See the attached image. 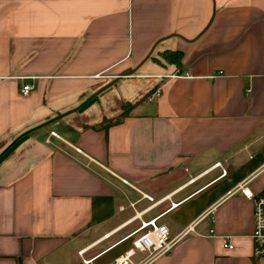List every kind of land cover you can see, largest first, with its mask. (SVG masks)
<instances>
[{
  "label": "crops",
  "instance_id": "1",
  "mask_svg": "<svg viewBox=\"0 0 264 264\" xmlns=\"http://www.w3.org/2000/svg\"><path fill=\"white\" fill-rule=\"evenodd\" d=\"M40 124L0 157V264H114L143 193L178 202L152 264H264V0H0V151Z\"/></svg>",
  "mask_w": 264,
  "mask_h": 264
},
{
  "label": "built area",
  "instance_id": "2",
  "mask_svg": "<svg viewBox=\"0 0 264 264\" xmlns=\"http://www.w3.org/2000/svg\"><path fill=\"white\" fill-rule=\"evenodd\" d=\"M190 75L189 72L185 73ZM33 88V84L26 83L22 87V92L28 94ZM250 90V88H248ZM160 93V89L157 90ZM57 135L55 131L52 132ZM220 164V162H219ZM227 170L223 168V174ZM237 190H240L243 195L250 198L253 202V219L254 226L252 231V239L254 242L253 256L255 258L264 257V187L259 190H254L248 180H243L237 186ZM143 198L148 199L151 203L147 206L137 210L135 202H131V206L134 207L135 213L131 216L125 224L133 222L135 219H140L139 224L128 234H126L121 241H131L130 246L119 256L115 258L114 264H152L153 260L158 256L169 252L180 235L172 236L169 224L163 220V217L174 208L178 202H171L163 211L144 218L143 215L154 209L158 204L163 202L166 197L155 199L154 196L143 193ZM121 209H126V206H121ZM214 230L211 229V232ZM225 246L232 249L234 243L231 236H225ZM85 262H89L90 259H84Z\"/></svg>",
  "mask_w": 264,
  "mask_h": 264
},
{
  "label": "rangeland",
  "instance_id": "3",
  "mask_svg": "<svg viewBox=\"0 0 264 264\" xmlns=\"http://www.w3.org/2000/svg\"><path fill=\"white\" fill-rule=\"evenodd\" d=\"M128 83H130V82H128ZM132 84L130 83V84H128V86H129V88H131L130 86H131ZM115 104L117 103V99L115 98ZM106 104L103 102V106H105ZM129 106V104H128V102H125V104H124V107H128ZM97 110V113L99 112V108H97L96 109ZM44 130V129H43ZM45 130H46V128H45ZM149 203H151L148 199H145V200H143V202L141 203V204H139V206H141V208H143V207H145V206H147ZM166 204V203H165ZM165 204H163L161 207L159 206L158 208H154V209H152L151 211H149L148 213H146L145 215H144V218H148V217H150V216H152V215H155V214H157V213H159V212H161V211H163L164 209H166L168 206H166L165 207ZM137 206V205H136ZM139 206H138V208H139ZM165 207V208H164ZM132 208L134 209V207L132 206ZM141 208H139V209H141ZM134 212H135V210H134ZM168 216H166L165 218H167ZM140 222V219L139 220H137V221H135L134 223H132L131 225H129L127 228L129 229V228H134V226L136 227V225L138 224ZM126 231V230H125ZM130 239L129 240H127V241H125V243H123V245H122V247H127L129 244H130Z\"/></svg>",
  "mask_w": 264,
  "mask_h": 264
},
{
  "label": "trees",
  "instance_id": "4",
  "mask_svg": "<svg viewBox=\"0 0 264 264\" xmlns=\"http://www.w3.org/2000/svg\"><path fill=\"white\" fill-rule=\"evenodd\" d=\"M161 55L167 61L173 62V63H175L177 65H181L182 64V59H183V56H184V52L182 50H179V49L165 50V51L161 52ZM128 104H129V106H132L133 102L132 101H128ZM22 138H20L13 146H15ZM13 146L11 148H13Z\"/></svg>",
  "mask_w": 264,
  "mask_h": 264
},
{
  "label": "water",
  "instance_id": "5",
  "mask_svg": "<svg viewBox=\"0 0 264 264\" xmlns=\"http://www.w3.org/2000/svg\"><path fill=\"white\" fill-rule=\"evenodd\" d=\"M53 119V118H52ZM51 119V120H52ZM51 120H48L47 122L51 121ZM46 123V122H44ZM43 124H40L34 128H30L29 130H26L24 132H22L21 134H19L14 140H12L7 146H5L1 151H0V157L11 147L13 146L22 136H24L25 134H27L28 132L32 131L33 129L37 128V127H40L42 126Z\"/></svg>",
  "mask_w": 264,
  "mask_h": 264
}]
</instances>
